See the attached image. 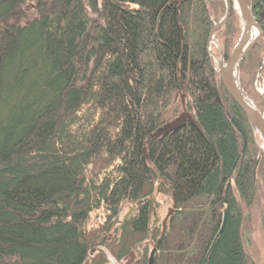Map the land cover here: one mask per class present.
<instances>
[{"label":"trees","instance_id":"obj_1","mask_svg":"<svg viewBox=\"0 0 264 264\" xmlns=\"http://www.w3.org/2000/svg\"><path fill=\"white\" fill-rule=\"evenodd\" d=\"M247 1L264 39V0ZM224 11V0H0V264H109L135 248L148 264L156 244L153 264H264L253 241L264 152L207 51ZM236 20L218 32L225 57ZM263 56L256 43L241 63L261 109ZM180 93L189 118L166 131ZM154 193L175 198L166 225Z\"/></svg>","mask_w":264,"mask_h":264},{"label":"water","instance_id":"obj_2","mask_svg":"<svg viewBox=\"0 0 264 264\" xmlns=\"http://www.w3.org/2000/svg\"><path fill=\"white\" fill-rule=\"evenodd\" d=\"M224 2L226 5V13L221 20L217 21L216 23L212 25L211 30H210V35H209V41H212L217 31H219L226 25L231 13L236 10L238 11V14L241 18L242 27H241V33L236 43L234 44L232 50L229 52L228 56L224 57L223 55H221V58L217 59L218 64L216 66L214 63H212L215 77L217 81L218 79L222 81L228 93L231 95V97L235 100V102L244 111L253 132L259 136L260 142L262 144V149L264 152V110H261L255 104V102L248 96L247 92L244 90L241 84V80L239 79L241 63L244 57L246 56V54L252 48V46L255 43H259L263 47V50H264L263 33L252 15L251 6L249 5L247 0H224ZM235 7H237V9ZM209 56L212 61L214 55L212 51H210V49H209ZM263 65H264V56L261 59L259 66H258L259 72H261ZM261 94L264 99V91H262ZM182 105L184 109L183 116L171 122L168 128L166 129V131H169L173 127L184 123L189 118V114L186 112V107L184 103V95H182ZM230 119L234 123L236 128L244 136V142L246 144L247 139H246V135L244 131L238 125L234 117H230ZM245 144H244V147H245ZM154 199H155V196L152 195L150 198L151 205L153 204ZM175 206L176 204H175V198H174V204L172 206L171 212H174ZM132 210L133 209L131 208L130 211ZM129 214L130 212L124 217L123 222L126 221ZM225 221H226V213H225L223 225L217 236L221 234L224 228V225H225ZM215 242L216 240H214L212 248ZM156 246L157 244L153 247L150 253L148 264H153ZM131 255H133V253H131ZM206 261H207V258L204 260V263Z\"/></svg>","mask_w":264,"mask_h":264},{"label":"rangeland","instance_id":"obj_3","mask_svg":"<svg viewBox=\"0 0 264 264\" xmlns=\"http://www.w3.org/2000/svg\"><path fill=\"white\" fill-rule=\"evenodd\" d=\"M225 13H226V5H225V11H224V13H223V15L222 16H220L219 18H214V22H213V24L214 23H216L217 21H219V20H221L223 17H224V15H225ZM231 15H235L236 16V18L238 19V21L236 20V26L238 25V27H239V34L238 35H236V36H234V41H233V46H234V44L236 43V41H237V39H238V37H239V35H240V33H241V27H242V23H241V18H240V16H239V14H238V11L236 10V11H234L233 12V14L231 13ZM230 18V17H229ZM228 18V19H229ZM227 24V23H226ZM221 30V29H220ZM219 30V31H220ZM219 31H217V33L215 34V36L213 37V39H212V41H209V39H208V46H207V51H208V54H209V49H210V51H212V53H213V55H214V57H213V60L211 61V58H210V62H211V65H212V63H215L214 61L216 60V59H220L221 58V55H223L224 57H225V54H224V47H223V43H222V41L220 40V38L218 37V32ZM256 44V43H255ZM254 44V45H255ZM233 48V47H232ZM232 48H231V50H232ZM230 50V51H231ZM210 57V56H209ZM263 58V57H262ZM261 58V59H262ZM261 61V60H260ZM212 67H213V65H212ZM214 70V69H213ZM259 74H260V76H259ZM239 79L241 80L242 79V73H241V70H240V74H239ZM255 88L257 89V91L261 94V92L262 91H264L263 90V83H262V75H261V72H259V70H258V73H257V75H256V78H255ZM244 88V87H243ZM245 90V89H244ZM246 91V90H245ZM247 92V91H246ZM183 95V93H180L179 95H178V100H180L181 102H182V95ZM248 94V93H247ZM248 96H249V94H248ZM250 97V96H249ZM251 98V97H250ZM252 99V98H251ZM253 101H254V99H252ZM186 102V100H185V97H184V103ZM255 102V101H254ZM255 104H256V102H255ZM185 105H186V103H185ZM257 105V104H256ZM261 109V108H260ZM261 110H264V108L263 109H261ZM184 112V111H183ZM183 112H182V116H183ZM186 112L189 114V112L187 111V109H186ZM181 116V117H182ZM253 134H254V139H255V141H256V143L258 144V146L260 147V149L263 151V149H262V144H261V142H260V139H259V136L257 135V134H255L254 132H253ZM154 196H155V199H154V201H153V209H152V211L153 210H156L157 209V214H158V216H159V218H160V221H161V223L163 224V223H167L168 222V220H169V218L172 216V214H173V212H171V209H172V205H171V203H169V201L166 199V197H164V196H162V195H159V194H157V193H154ZM132 206H125L123 209H122V213H121V215H120V218H119V222L120 223H122V221H123V218L129 213V211H130V208H131ZM119 227H121V224L119 225ZM255 228V227H254ZM253 241H254V243H256V244H261L262 243V241H264V236H263V234H262V231H261V229H258V230H256V231H253ZM150 244V247H151V249H152V247H153V244L150 242L149 243ZM263 252H264V250H263ZM131 253H133V255H131ZM141 252H140V249H133V250H131L130 252H129V254H128V257H126V258H131V259H133V260H139L140 258H141V254H140ZM125 262H126V260H122V261H119V260H114V258H112L111 259V261H110V263L109 264H125Z\"/></svg>","mask_w":264,"mask_h":264},{"label":"flooded vegetation","instance_id":"obj_4","mask_svg":"<svg viewBox=\"0 0 264 264\" xmlns=\"http://www.w3.org/2000/svg\"><path fill=\"white\" fill-rule=\"evenodd\" d=\"M232 14H233V12H232ZM152 195H154V194H152ZM151 198V197H150ZM153 204L151 205V201H150V199H149V209H150V213H152V209H153ZM133 210H134V207H131ZM131 208H130V210H131ZM133 210L132 211H129L130 212V214L133 212ZM129 214V215H130ZM123 220H124V218H123ZM123 224V221H122V223H121V225ZM167 223H163V225H166ZM126 257H128V255L126 256ZM124 258V260H126V262H125V264H138V262H139V260H133V259H131V258Z\"/></svg>","mask_w":264,"mask_h":264},{"label":"bare ground","instance_id":"obj_5","mask_svg":"<svg viewBox=\"0 0 264 264\" xmlns=\"http://www.w3.org/2000/svg\"><path fill=\"white\" fill-rule=\"evenodd\" d=\"M235 8L237 9V7H235ZM214 58H215V57H214ZM214 62H215V63H214L215 66H216V65L218 64V63H217V59H216Z\"/></svg>","mask_w":264,"mask_h":264}]
</instances>
